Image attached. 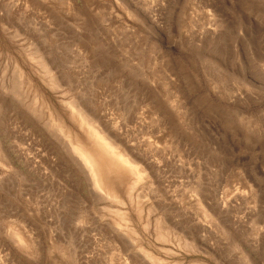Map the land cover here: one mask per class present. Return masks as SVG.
<instances>
[{
  "label": "rangeland",
  "instance_id": "obj_1",
  "mask_svg": "<svg viewBox=\"0 0 264 264\" xmlns=\"http://www.w3.org/2000/svg\"><path fill=\"white\" fill-rule=\"evenodd\" d=\"M73 106L142 171L117 200ZM0 264H264V0H0Z\"/></svg>",
  "mask_w": 264,
  "mask_h": 264
},
{
  "label": "bare ground",
  "instance_id": "obj_2",
  "mask_svg": "<svg viewBox=\"0 0 264 264\" xmlns=\"http://www.w3.org/2000/svg\"><path fill=\"white\" fill-rule=\"evenodd\" d=\"M80 110L75 106L71 110V118H74V122L78 121L80 134L74 133L68 128L66 130L52 118L54 127L50 125V128L55 131L53 137L86 176L92 195L98 198L103 196L111 201L117 200L119 196L114 192V189L106 188L104 184L113 175L119 177L131 175L136 176V180H132V184L135 185L142 177V171L136 162L131 159V156L122 150L121 145L115 143V139L113 141L105 136L104 132L95 127L93 121L88 117L89 115ZM101 192L103 195H99Z\"/></svg>",
  "mask_w": 264,
  "mask_h": 264
}]
</instances>
